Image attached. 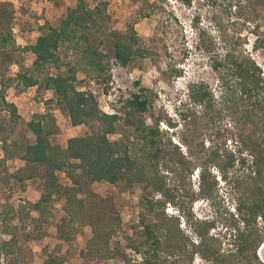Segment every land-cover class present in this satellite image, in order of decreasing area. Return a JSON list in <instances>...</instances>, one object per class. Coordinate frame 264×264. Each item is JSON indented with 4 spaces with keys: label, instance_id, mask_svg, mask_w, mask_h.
Returning <instances> with one entry per match:
<instances>
[{
    "label": "trees",
    "instance_id": "16d2710c",
    "mask_svg": "<svg viewBox=\"0 0 264 264\" xmlns=\"http://www.w3.org/2000/svg\"><path fill=\"white\" fill-rule=\"evenodd\" d=\"M89 1L95 0H76L75 6L67 8L57 26L45 22L38 29L36 41L25 46L14 43L10 27L12 8L6 13L0 12V50L11 48L35 57L31 67L24 72L2 77L8 65L1 61L6 56L0 53V134L8 138L16 136L10 143L4 139V157L0 164L13 159L21 162V167L12 175L21 190L26 189L27 179L40 177L42 180L33 181L39 199L19 207V219H30L33 231L45 235L51 227L54 203L63 200L64 217L56 226L59 240L70 242L81 232L80 227L88 222L91 236L80 256L90 260L109 258L113 254L109 242L120 229L121 219L118 213L92 211L94 195L89 186L105 182L118 194L139 186L142 192L141 213L133 234L139 238L135 251L142 252L144 256L141 264H175L170 262V258L175 256V252H181L180 242L172 241L181 232L180 216L192 226L199 238L197 245L191 244L188 264L194 254H199L210 264H264L256 255L264 237V74L260 66L235 47L227 48L221 57H213L212 37L199 30L195 49L210 56V67L217 73L219 96L214 97L208 84L191 81L187 91L192 111L182 117L194 120L207 116L212 121L215 112L219 118H229L230 138L235 142L236 150L231 152L223 147H213L204 152L183 138L181 142L188 151L184 155L178 145L171 142L167 132L159 129L162 121L169 126L175 125L165 115L153 113L144 89L126 100L122 117L102 112L93 93L78 89L79 72L93 81H105L107 84L112 62L126 67L136 59L150 55L133 25L122 31L114 30L106 13L107 3L101 1L91 8ZM180 1L186 6L191 4L190 0ZM206 1L213 5L217 0ZM225 1L229 7L247 8L254 12L258 6L264 7V0ZM163 2L155 0L150 6L158 7ZM9 7L12 6L9 4ZM93 34L97 35L95 42ZM106 42L109 47L102 51L100 48ZM67 45L78 56L64 65L65 73L51 75L50 69H59L62 65L59 50ZM176 76H182L181 70L176 71ZM39 84L53 93L57 105L66 113L73 127L85 126L89 132L68 139L66 147L62 148L49 140L56 130L52 117L34 114L26 123L27 131L35 139L30 143L21 128L16 106L6 100V92L12 86L22 92ZM216 105L219 107L215 108ZM196 108L201 110L200 116ZM146 118L151 120L150 124L146 123ZM120 120L128 129V138L137 141L134 153L123 141L109 139L117 132L116 122ZM198 146L203 149V143ZM236 165L239 170L246 171L236 176L234 187L237 195L235 210L241 226L236 225L232 218L234 232L230 237H233L231 245L234 249L221 253V242L209 236L215 222L196 220L190 209L199 199L207 200L217 209V181L210 168L216 169L221 179L228 180V174ZM195 168H198L197 191L190 183ZM62 172L67 175L70 185L59 182L58 173ZM157 194L159 198H155ZM99 201L103 204L108 202L106 199ZM166 205L177 208L179 217H167ZM26 208L29 210L24 212ZM30 211L36 216L32 217ZM257 220L262 222V227H257ZM140 227L142 230L138 231ZM4 232L10 238L0 240V257L12 254L17 244L13 233L9 230ZM120 258L124 256L121 254ZM60 263L61 260L53 256L43 261V264Z\"/></svg>",
    "mask_w": 264,
    "mask_h": 264
},
{
    "label": "rangeland",
    "instance_id": "374dc122",
    "mask_svg": "<svg viewBox=\"0 0 264 264\" xmlns=\"http://www.w3.org/2000/svg\"><path fill=\"white\" fill-rule=\"evenodd\" d=\"M107 3L106 13L111 18V27L122 31L129 25L134 26L138 37L144 41L150 55L146 58H138L126 67L112 62L109 71V83L96 82L82 73H78V89L93 93L97 99L99 108L107 114H117L122 117L125 111L126 100L131 95L144 89V95L148 104L155 114L165 115L175 126H169L165 121L159 123V129L167 132L173 144H177L181 152L186 155L187 148L181 142L186 138L198 150L208 152L211 148L223 147L227 151H235V142L230 138L229 118H219L217 114L211 121L206 116L200 118H183L184 114L192 111V105L188 98V85L191 81H202L210 87L215 95L219 96V84L217 73L210 65L211 58L207 54L196 50L199 30H204L214 41L213 57H221L229 47H235L238 52L247 54L260 66L264 74V7L258 6L255 10L247 8L229 7L225 0H217L211 5L206 0H190V6L184 5L180 0H164L158 7H151L155 0H95L89 1L92 8L99 2ZM9 4L12 7H9ZM76 0H0V12L6 13L11 8L13 20L11 21V33L16 46L33 44L39 36L38 29L45 22L54 26L59 24L60 19L66 13L67 8L74 7ZM4 27L3 25H1ZM96 34L92 35L95 42ZM108 43L101 46L102 51L107 50ZM5 54L2 62L8 65L4 69V76H14L18 72H24L31 67L34 55L21 53L11 48L0 50ZM59 54L62 65L59 69H50L51 75L65 73V64L72 62L78 53L71 47L60 48ZM186 54V55H185ZM4 56V55H2ZM210 58V59H209ZM181 70L182 76L177 77L176 71ZM6 100L13 103L20 119V125L30 143H34V137L26 129L34 114H48L55 121L56 130L49 137L52 144L62 148L66 147L68 139L83 136L89 129L85 126L73 127L66 113L57 105L51 91L45 90L42 84L19 92L14 86L6 92ZM216 105L215 108H218ZM200 116L201 110L196 108ZM1 115V114H0ZM3 115H5L3 113ZM146 123L151 120L146 118ZM117 132L109 136L112 141L121 140L131 148L134 153L137 149V141L128 138V129L124 128L122 121H117ZM10 138L0 134V159L4 157L2 151L3 141L9 143ZM203 143V149L198 146ZM237 155V154H236ZM21 167L18 159L6 160L0 164V240L10 237L4 231L9 230L14 234L17 244L13 253L9 256L1 255L0 264H43L48 256L57 257L60 264H141L143 253L135 251L139 238L133 234L134 226L139 225L141 213L140 198L141 189L133 187L131 191L118 194L115 189L105 183H93L89 190L94 195L93 212L118 213L121 219V227L110 240V248L113 254L109 258L83 259L80 251L85 250L86 243L91 236V227L86 224L81 232L68 243L59 240L56 226L64 217L62 209L63 200L54 203L52 208L51 227L45 235L36 234L32 229L30 219H19V207L25 203H34L39 199V193L33 186V181L41 182L40 177L25 180L26 189L21 190L18 182L12 177ZM236 165L228 174V180L221 179L220 173L210 168L217 181L216 201L217 209L207 200L199 199L191 206V213L196 220H210L215 226L209 231L221 242V253L233 250L231 245L233 237L232 218L234 223L241 226L240 218L235 210L237 201L235 178L246 171L239 170ZM195 168L190 178L194 191L198 189V176ZM59 182L70 185L67 175L58 173ZM159 198V195H155ZM106 199L108 202H98ZM29 208L24 209L27 212ZM32 217L35 213L31 212ZM167 217H179L177 208L166 205ZM262 222L257 220V227H262ZM179 232L172 241L180 242L181 252H175L170 258L171 263L188 264V253L191 244L197 245L199 238L194 233L190 224L181 216L179 218ZM142 228H138L141 231ZM232 230V231H231ZM232 234L230 235V233ZM142 240V239H140ZM124 258L121 259L120 255ZM256 255L259 261L264 263V237ZM170 264V263H165ZM190 264H210L194 254Z\"/></svg>",
    "mask_w": 264,
    "mask_h": 264
},
{
    "label": "clouds",
    "instance_id": "9594fccd",
    "mask_svg": "<svg viewBox=\"0 0 264 264\" xmlns=\"http://www.w3.org/2000/svg\"><path fill=\"white\" fill-rule=\"evenodd\" d=\"M195 176H197L196 174H195ZM193 177V176H192Z\"/></svg>",
    "mask_w": 264,
    "mask_h": 264
}]
</instances>
